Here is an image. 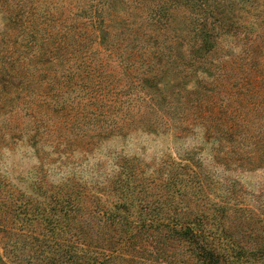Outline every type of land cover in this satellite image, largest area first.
I'll return each instance as SVG.
<instances>
[{"label":"trees","instance_id":"obj_1","mask_svg":"<svg viewBox=\"0 0 264 264\" xmlns=\"http://www.w3.org/2000/svg\"><path fill=\"white\" fill-rule=\"evenodd\" d=\"M250 1L0 0V10L12 6L19 21L14 43L22 47L20 51L30 60L33 52L40 62L64 69L62 76L47 82L42 93H33L35 106H24L31 112L39 109L29 123L34 142L56 136L52 145L58 150L78 147L91 152L110 136L182 124L197 104L212 96L203 93L206 89L199 80L188 93L182 92L183 82L171 93L165 92L161 82L174 68L179 75L184 73L182 80L205 69L209 54L217 52L220 38L233 28L236 4ZM180 13L187 19L184 33L168 34L173 15ZM151 27L156 28V34ZM97 38L98 48L94 47ZM2 44L1 49L7 45ZM18 51L0 56V72L11 75L5 82L15 91L23 85L14 79H20L14 72ZM206 69L211 72V66ZM188 70L194 73L187 76ZM43 83L39 81V85ZM178 129L184 131L182 126ZM223 132L231 135L235 131L226 126ZM140 163L123 161L126 179L117 186L120 201L112 202L113 206L99 199L94 207L87 206V193L70 179L65 188L53 189L47 196L46 189L39 199L0 175V241L5 247L0 264H114L118 256L104 253L103 258V226L108 243L114 233H130L134 251L144 230L165 229L166 235L171 232L172 237L188 243L200 264H246L242 251L223 252L208 240L202 225L183 220L180 214L189 208L177 210L174 221L164 222L161 214L167 213V203L161 194L157 200L150 194L157 178L145 182ZM190 181L180 178L179 188H186ZM137 187L144 195L139 210ZM169 187L171 183L166 181L164 189ZM196 219L200 223L203 216Z\"/></svg>","mask_w":264,"mask_h":264},{"label":"rangeland","instance_id":"obj_2","mask_svg":"<svg viewBox=\"0 0 264 264\" xmlns=\"http://www.w3.org/2000/svg\"><path fill=\"white\" fill-rule=\"evenodd\" d=\"M14 15L12 6L10 10H0V49L3 42L7 44L0 56L19 49L14 72L20 79H14L23 85L15 91L5 82L11 75L0 72V175L39 199H43L40 194L44 190L47 196L53 189L65 188L70 179L87 193V206L94 207L97 199L113 206L112 202L120 201L117 186L126 179L123 161H140L145 182L157 178L150 194L154 200L162 195L167 203V213L161 214L164 222L174 221L177 210L189 208L180 217L192 225H202L213 246L227 253L242 251L246 264H264V0L236 4L233 28L222 35L217 52L209 54L205 69L182 80L180 75L184 73L179 75L174 68L161 82L166 93L173 92L180 82L184 85L182 92L188 93L199 80L206 89L203 93L211 94L195 106L182 124L110 136L91 152L78 147L74 151L58 150L52 145L56 136L34 142L29 123L38 116L39 109L31 112L24 106H35L33 93H42L47 82L53 76H62L64 69L40 62L33 52L34 59L30 60L20 51L22 47L14 43L20 25ZM120 15L125 17L127 13ZM186 24L184 14L173 15L168 34L184 33ZM151 30L156 34L155 27ZM99 40L94 47L100 46ZM210 66L214 76L206 69ZM192 73L188 70L186 75ZM40 79L44 81L42 85ZM181 126L182 132L178 129ZM226 126L234 134L222 133ZM180 178L192 181L182 189ZM166 181L171 183L167 190ZM139 189L135 193L138 210L144 196ZM200 216L203 221L198 223L196 217ZM166 233L165 229L144 230L134 251L130 233H114L108 243L103 226V258L104 253L118 256L114 264H200L188 243ZM4 250L0 241V252Z\"/></svg>","mask_w":264,"mask_h":264}]
</instances>
